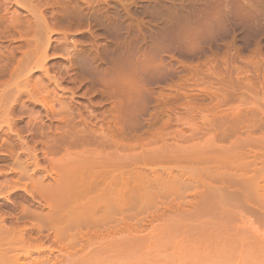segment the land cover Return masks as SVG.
<instances>
[{"label":"bare ground","instance_id":"1","mask_svg":"<svg viewBox=\"0 0 264 264\" xmlns=\"http://www.w3.org/2000/svg\"><path fill=\"white\" fill-rule=\"evenodd\" d=\"M30 1H16L21 5V7L24 6V8L27 10V12L24 11L23 13L24 17L22 16L21 11L18 10L20 5H18V8H15L21 13V15L14 8L12 9V21H10L12 25L11 27H13V30L16 31L15 34L17 33L18 36L22 40H24V43L22 42L24 44V47L21 49L19 46L21 52L19 53L18 58H13L12 53H10V56V51L5 53L3 49L0 50V117L2 116L0 118V129L3 132L5 131L8 136L10 133H13V135L11 134L10 136H15L17 138H14L15 141H13L14 139L10 140L11 142H9L8 140L7 142L3 140L5 144H3L2 142L1 143L2 146H5L3 152H5L6 155L4 156H10L13 153H16L18 156L15 162L16 164L12 163L14 166L16 165V167H10V169L12 168V170H14L17 168V171L19 172L18 178L20 182L23 181H21L20 178L29 179V182L31 179V185L32 183L33 185L30 187H35L37 192H39L40 198L42 199L40 200L42 202L44 201V203L39 206L47 205L48 207L47 209H45L46 211H48V214H46L44 211L42 214H40L39 217L35 216L37 215L36 213L32 215V212V214L30 215L32 217L35 216L36 218H38L37 221L35 220L36 223L41 222H39V218L41 216H43V218L46 217L44 218V220H49H46L48 223L45 221L47 224L44 223V220H42L44 224H37L38 226L36 224H33L34 226L36 225L39 228V232H36V230H34L37 234H39L38 236H36V234H32L34 237L32 236L31 239H35L31 240L29 237L31 236V233H33V227H29L30 225L23 226V224H25L27 221L21 224L22 227L17 226L19 228L17 229L12 217L10 216V213L8 215V211L6 213L1 212L0 264L111 263L110 261H108L109 259L107 261L105 260L106 255H109L111 253H109L111 249H115V252L118 251L117 253L119 257H121L120 254H128V256H126L129 257L131 253H134V255L131 254V257H135V252L137 253V250L140 249L141 251V249H145L143 248V245H146V248L148 249V247L151 246L152 243V246H155V243L159 242H162L163 244H167V242H173L172 238L176 236V233L182 231L183 235V230H185L186 232L188 231L189 233L192 232L191 236L195 235L198 240L206 244L210 243L211 245V242L214 239H217L218 241V229L220 230L223 221L222 217L220 218L219 216H217L218 210L215 209L216 205L219 203V201H221L220 199H224V201L228 200L229 203L232 202V204L229 205L235 207V203L233 202L235 201V191L226 189L223 190V187L218 185L221 183L220 180L224 179L225 183L227 179L229 186L233 187L229 189H234V186L239 184V182L243 180V182H241L238 186H240L241 190L244 192V194H246L251 203H255L254 198H256V195L258 194H260L262 196L261 198L264 200V157L261 158V160L260 157L258 158V155H256L255 153L253 154L254 156H257L259 160H261L259 161L261 165L260 167L259 165L257 167V163H255L256 157L255 159H253L255 160L254 162L247 161L246 163H244V168L247 169V172L249 170L251 172L252 170L253 173H251L252 175L249 176L246 175L247 177L244 175L246 177L245 180L243 179V176L242 178H240L241 180H235V171L233 169H231V174L229 173V175H227L225 173L227 175L226 177L223 176L224 173L222 175L223 169H220L221 160L224 154L228 155V158L229 156H232V151L235 150L234 148L236 146L234 138H231V140L233 139V141L229 139L232 143H229L230 146L229 144H226L228 148H226V145H224L226 143V139L230 138L231 134L235 133V118H229L228 120H219L216 119L217 116H215L216 120L212 118L214 121L211 120V124L209 122V124L211 125L210 127L217 130V133L220 134H217L220 137L219 139H224L227 134L231 133L230 136L224 139L225 141L221 140V142H225L223 144V149L220 148L222 147L223 142L221 143V146L217 145L219 142H214L217 143H213L214 145L204 144V141H202L203 145L199 143L200 141L198 142L200 145H198V143L196 142H189V140L193 141V138L197 137V134L195 136V134L192 133L195 137H193V135L190 136L191 134L188 136L186 131L182 130L181 127H173L172 120L176 116L172 117L173 115L171 114V112L173 111V109H171L170 106L164 107L165 119L162 126L158 125L160 119L157 117L158 115H156L158 107H154L153 109L149 108V106L151 107V105L149 104H151L152 100L154 99L153 102L156 101L155 98L152 97L154 94H152V91H150L152 88L150 87V89L149 86L157 83L159 80V64L157 62L158 58L156 57L157 48L154 43L156 40H153V37H150V42H147L148 44L146 47L144 46V49L140 48L141 50L137 48L135 44L133 45V43L132 46L128 45V47L121 46L120 43H117V39L120 35V21L122 16L119 14L120 16L114 17L112 21L106 22L108 13H105V15L102 16L105 18L100 17L101 13L97 14L98 9H106V7L108 6L109 3H107L106 0H63L60 2L61 4L63 2L62 9L57 7V5V8L55 7V3L60 4V0H56V2L54 3V0H35V4H32V2ZM99 3H104V6H100ZM119 3L122 4L121 2ZM116 7H121L123 11L128 10V8L126 9L123 4ZM28 11L31 13L30 15H32H29V17H31V20L28 19V16H25V12L29 14ZM147 14H150V12ZM2 17L0 18L2 19ZM0 24H3L1 23V20ZM3 27L5 28V26ZM8 29L9 28H7V30ZM10 32L13 33V31ZM188 32L185 31L186 34ZM20 33H22L23 35H21ZM53 33L57 34V36H54ZM1 36L2 35H0V37ZM109 42H113L112 44H115V46L109 48ZM105 44L107 47L109 45V47L106 48ZM118 44L123 48H121ZM133 46H135V48ZM103 48H106V51H104L105 49L103 50ZM94 62H99V64L101 63L102 65H104L105 67L102 66L104 70L100 67L99 64L97 65V63L95 66ZM98 68L101 69L98 70ZM169 72L171 73L170 70ZM164 73L170 74L165 71ZM113 89H115V91ZM37 108L38 110H36ZM34 109L36 110V115L35 113H33ZM31 113H33L35 116L33 117ZM14 114L19 115L16 116L19 118L14 117ZM26 114H30L33 120L30 121L31 117H29V119L27 118V123L24 122V126L17 128V120L21 121L23 116H25ZM240 114L242 113L240 112ZM189 116L190 115L188 113L184 115L182 113L179 118L176 117V119H180L176 120V122L180 121L181 123H187L191 120L190 118L192 117L190 116L189 118ZM224 116L227 115L224 114ZM242 117L243 116H241V119ZM208 119L210 120V117ZM241 119L239 120L241 121ZM243 119L246 120V118ZM205 120L207 121V119ZM245 120L243 121L245 122ZM250 120L251 119H249V122H251ZM255 120L256 122L259 121V119L257 120L255 118L249 125H245L244 123H242V125H245L247 127L250 125L256 126V124H260V121H262L260 120L255 124ZM209 124L208 126L205 125L208 128L206 127L204 129L203 127V130H200L203 132L202 134H205L204 132L208 131L207 129H209ZM3 125L5 126L3 127ZM261 128L263 127L261 126ZM230 129L233 130L231 131ZM256 130L258 131V129ZM23 132H26V136L25 134L23 135ZM246 133H248V131ZM237 134L238 133H236L235 135ZM246 135H249V133ZM10 136L8 137L9 139L11 138ZM239 136L237 137V139L240 138ZM241 136H243V133L241 134ZM27 137L32 140L31 144L33 143L36 145L29 144L30 140L28 141ZM213 137L215 138V136ZM2 138H4V136ZM249 139H251V135L248 140ZM178 140L179 142H181L178 143ZM239 142L237 143V145L243 143ZM261 142L254 141V146H257V149L259 146V150H261L259 152L264 155V146L262 147L261 144L263 143ZM249 143L245 141L243 147L245 145L247 146ZM38 144L39 148L37 147ZM245 147L242 149L244 150ZM39 152L42 154V156H44V158L42 157V159H44V161L46 160L51 166L50 168L53 170L54 175H56L55 178L53 177L54 175L52 176V172L49 170L48 165L47 167L45 165L40 166L43 163L41 164L39 162L41 161V158H39ZM236 152H239V150H237ZM21 156L23 157V160L20 159ZM239 156L240 155H235L234 158H240ZM254 156H252V158H254ZM259 156L262 157V155L260 154ZM18 159L19 161L17 162ZM234 163L232 164L231 162V165L235 168ZM226 168L227 166L225 167V169ZM5 171L4 175H7ZM39 171L44 173H41L43 177L52 176L51 179L53 181L47 185H44L43 180L39 179V175L38 180L35 179L36 172ZM0 172H3L2 168L0 169ZM5 179L6 181L3 179L4 181H1L0 183L1 195L3 192H5L7 195L10 188L11 190H13L14 187L15 189H17V183L15 184L16 179H14V184H11V182H13L12 177L11 179L8 178L9 180H11V182L7 180L6 177ZM235 182L237 184H235ZM224 183H221V185H224ZM227 184L225 186L226 188L229 187L227 186ZM26 185V183H23V185L18 186L24 189H26L27 187V191L31 193V191H29L30 187L28 189L29 183L28 186ZM35 188L34 191L36 192ZM37 192L35 194H37ZM31 194H33V190ZM196 195L197 199H195ZM34 196L33 199L35 200ZM187 196L193 197L189 200V197ZM186 197L187 199H185ZM7 198L5 200H7ZM17 201H15V204L13 202L14 206L16 205ZM182 202H185L184 204H186V207H183ZM19 203H17V205ZM37 203L39 204V202ZM219 204L218 206L220 207ZM9 205L12 204L10 203ZM172 205L177 207L175 209L178 210V213H176L175 211V217L169 216V220L164 221L162 227L155 228V232L153 233V230L152 235H147L146 240L145 237L143 238L139 236L140 233L139 235H137L138 233L135 234L133 232V230L136 229H134V226L137 225L133 224V230L131 232V229L128 228L127 224V227L124 225V223L128 221L127 219H131L133 217L134 220L137 219L139 222H142L143 219L145 220L144 217L147 216L146 219H148L147 214H149V216L151 217V213L153 215L155 214L153 212H156L159 209H165L166 207ZM4 207H6L5 204ZM133 208L135 209L134 211H137L136 209L140 210V214L137 212L138 218L134 217L136 213L134 216L132 215L133 211L132 214L129 213L130 215H127L126 211L128 210V212H130L129 210ZM143 209L148 210V212ZM39 211L37 212L39 213ZM141 211L147 212L146 216L145 213L143 214L144 217L139 216L142 215ZM17 214L15 216L17 217L16 219L23 216L20 214V216H17ZM11 215L14 218V215ZM44 215H48L50 218ZM158 216L160 217V215ZM24 218L26 217L24 216ZM24 218L23 220H25ZM133 218L132 221H134ZM31 219L33 218H30V220ZM6 220H8V222L11 221L14 224L13 228L15 230L9 226H7L9 228L4 226V222H6ZM106 221H108L109 225H107ZM110 221H114V225L112 222L111 226ZM132 221L129 222L132 223ZM261 223L263 224L261 225L264 226V222ZM45 224L46 226L50 224L49 227L47 226L48 231L43 230L46 227L44 226ZM80 225L87 226V229L84 228L85 230H87V232L85 233H89L91 230L90 228H93L91 231L93 238L92 235L90 237V233L88 236L92 239H94V235L98 237L97 234L102 237L101 233L102 235L106 233L107 236H110V232H113L112 230H110V228H113L115 231L117 230L121 233L123 231L124 236L121 235L123 237L122 238L118 234L119 239H117V237L113 238V233V236L111 235V238L114 239V241L111 240V242L109 241L108 243L104 244L106 240H102V243L104 245H102V243H99L100 245L96 243L98 245L96 247H99V249H97L96 251L93 249L95 247L93 246L95 242L92 243L91 241L88 243H91L90 245L86 244V242L90 241L87 237V234L85 240L88 239V241L83 243V246L86 245L89 247L88 253L82 250V252H85L86 254L84 253L82 255V252L79 254L78 251V255H76L77 253L71 250L72 252H74V254H70V251H68L67 254H65L66 252L64 253L65 255H58L57 252L59 249H57V252H54L53 248L56 246L58 247V245V248H60V245H62L61 243L64 242L63 240H67L64 243L68 242L67 244H69V247L70 242L71 247L72 245H74L75 247L80 241V239H77L79 237L81 238V240L84 238L85 234L81 230L84 226L80 229L79 232L75 231V227H79ZM51 226L52 229H50ZM116 226L119 227L116 228ZM127 228L130 229L128 234L129 237H127L125 234L128 231ZM141 229L144 230L145 228ZM49 230H53V233H51V231ZM125 230L127 231L125 232ZM101 231H104L105 233ZM247 233L249 234V232ZM261 233L263 236L264 232ZM106 234L104 236H106ZM107 236L106 238H108ZM252 236L253 234H251V236L244 235L242 236V238L239 237V239L245 238L244 240L248 242L249 238H253V243L256 244H254V247L263 249L264 239L255 240V237L257 238L258 236ZM15 237L16 239L18 238L19 241H17L20 242L18 243L20 245L19 249L21 248L17 251H15L18 248L17 241L15 242ZM246 237H248V240H246ZM26 238L29 241L31 240L32 243L36 242V244L38 243L37 241L40 240V242L38 243L39 245L37 246L41 247V250H39V248L31 250L28 248V244L27 247L22 246L23 241ZM43 238L44 240L50 239V241H53L54 238H59L60 241V238H62L63 240L62 242H60L58 241V239H54L55 244L56 242L60 243L55 245L53 242H51L53 243V245H55L53 246L51 244V246L53 247L51 248V246H48V243L50 241L46 246L45 243H41V240L43 241ZM12 239L15 243H12L14 244V246L9 245L11 244L9 242H13ZM185 239L187 238L185 237ZM28 240L26 242H29ZM25 241L24 244L26 243ZM204 243L200 242V247ZM42 244L46 248H44ZM183 245L184 244H182L181 246ZM63 246L65 247L63 248L65 251L66 249L68 250L66 245ZM83 246L80 249H84L86 247L84 246L83 248ZM163 246L161 245L160 247ZM176 246H178L179 248L180 245L176 244ZM200 247L199 249L202 248ZM207 247L206 249H208ZM10 248H13L14 251H11ZM150 248L152 247H149V250H151ZM153 248L155 250V247ZM157 248L159 247H156V249ZM42 249H44V251L47 249V252H44ZM60 250L62 251L61 248ZM128 250L130 252H128ZM61 251H59V254H63V252ZM145 251L147 255L148 251ZM153 253H155V251ZM143 256L142 258H140H145L146 263L148 258ZM116 257L118 258L117 255ZM110 259L111 261H113L111 257ZM198 259L200 260V257ZM101 260L104 262L101 263ZM118 261H120V259H118ZM136 261L137 259H135V261L133 262ZM156 262L158 261L156 260ZM156 262L152 263L156 264ZM143 263L144 261L139 263L136 262V264ZM149 263L151 262H147V264ZM169 263L172 264L173 262ZM157 264H159V262Z\"/></svg>","mask_w":264,"mask_h":264},{"label":"rangeland","instance_id":"2","mask_svg":"<svg viewBox=\"0 0 264 264\" xmlns=\"http://www.w3.org/2000/svg\"><path fill=\"white\" fill-rule=\"evenodd\" d=\"M13 1H15V2H13ZM16 1L18 2V0H10V1L9 0H0V5H1L0 6V17H2L3 15L5 16V17L3 16L2 19L0 18L1 23H3V24H0V35H2L1 37L3 38L2 39L0 37V45H1L0 50L3 49L5 53L10 51L9 54L12 53L13 58L14 57L18 58V55L21 52V49L24 47V44H23L24 40H22L18 36L17 33H16L17 35L15 34L16 31L13 30V27H11L12 25L10 23V21H12V18H11V16H12L11 14L13 11L12 9L14 8L16 10V8H18V5H20ZM28 1H30V0H28ZM51 1H53V0H51ZM61 1H63V0H60L59 3ZM2 2H4L5 4ZM30 2H32V4L33 3L35 4V0H32ZM54 2H56V0H54L53 3ZM73 2H71V3H73ZM106 2L109 3L108 6L106 7V9H100V10L98 9V11H97L98 13L97 12L96 13L97 14L101 13V16L99 15L101 18H105L102 16H104L105 13H108L106 22L112 21L113 18L116 16L117 17L120 15L122 16L121 21H120L121 22V29L119 31L120 35L117 39V43H120L121 46H126V47H128V45L132 46V43H133V45L135 44V46L137 48H139V49L143 48L144 49L147 46V44L150 42L152 37H153V40L154 39L156 40L154 43H155V46L157 48V51H156L157 56L156 57L158 58L157 62L159 64V66H158V68H159L158 69L159 80L157 83L149 86V88L150 87L152 88V89L150 88L151 89L150 91H152V94H154L152 97L155 98V100H156L154 102H153L154 99L152 100L151 104H149V105H151L152 108L150 106H149V108L153 109L154 107L155 108L158 107L157 111H156V115H158L157 117L160 118L158 125L159 126L163 125V122L165 119L164 107L170 106L171 109H173V111L171 112V114L173 115L172 117L176 116L177 118H179L182 115V113H183V115L188 113L190 116H192L191 118L189 116V118L191 120L189 119L190 121L187 123H184V122L181 123L180 121L176 122V120H180V119H176V117L173 118V120H172L173 121L172 122L173 127L174 128H176V126H177V128L181 127L182 130L186 131L188 136L190 134H191L190 136H192L193 135L192 133H194L195 136L197 134V137H195L193 135V137H195V138H193V141L189 140V142L198 143L200 141L199 143L202 144L203 143L202 141H204V144H212V145L217 144L219 142L217 145L221 146V143L223 142V141L221 142V140L226 139V137L230 136L231 133L227 134V136L224 139H222V138L219 139L220 134L217 133V130L210 127L211 126L210 121L213 120L212 118H214V120H216V119L228 120L229 118H235V120H236L235 121L236 126L234 129L235 133L232 132L233 134H231V137L227 138L226 141L224 140L226 143L223 142L222 147L218 146L221 149H223V146L226 144H229V143L231 144L232 142H230V140H231V138H234L235 142H236L235 143L236 146L234 148L235 150L232 151L233 154H232V156H229V158L227 157L228 155L224 154L223 158L225 157L224 158L225 160L222 158L221 164H220V169L221 168L223 169V170L221 169L223 171V172L222 171L221 172H222V175L224 173L223 176H225V177L227 175H229V173L231 174V172H232L231 169H233L235 171V178H236L235 180H237V179L241 180L240 178H242V176H243V179L245 180L247 177L246 175H248V176L252 175L253 174L252 170H251V172H250V170L247 172V169L244 168V163H246L247 161H249V162L253 161L254 162L255 160H253V159H255V157H256L255 163H257V167H258V165L260 167L261 165H260L259 161H261L262 160L261 158L264 157V155L261 154V152H259V151H261V150H259V146H258V149H257V146H254L255 145L254 141H259V142L263 141V142H261V143H263L261 145H262V147L264 146V140H263L264 139L263 138V136H264V133H263L264 132V125H263L264 124V0H106ZM119 2H121L123 4V6H125L126 9L128 8V10H125L126 12L123 11L121 7H120L121 9L119 7H116V6L122 5ZM57 3H58V1H57ZM62 4H63V2H62ZM62 4L61 3L60 4L55 3V7L57 5V7L62 9L63 8ZM99 4H100V6L101 5L104 6V3L103 4L99 3ZM118 4H120V5H118ZM20 7H21V5L19 6L18 10L21 11L22 16L24 17L23 13H24V11L27 12V10L24 8V6H22L23 8L21 7L22 9ZM145 9H147V10H145ZM18 10H16V11H18ZM19 11H18V13L21 15V13ZM1 12H2V14H1ZM26 12H25V14H26L25 16L29 17V15L31 13L28 11L29 14H27ZM149 12H150V14H147ZM102 13H104V14H102ZM155 15H156V17H155ZM30 16H32V15H30ZM28 17H26V18H28ZM5 18H6V20H5ZM28 19L31 20V17H29ZM3 20H5L6 22ZM5 23H7V24H5ZM2 25L5 26V28ZM6 25L9 27H7ZM7 28H9L8 29L9 31L7 30ZM170 28H172V29H170ZM6 31L8 32V34ZM10 31H13L14 34L11 33ZM185 31L186 32L189 31V32L186 34ZM181 32H182V34H181ZM189 33H190V35H189ZM20 34L23 35L22 33H20ZM53 35L57 36V34H55V33H53ZM188 36H191V37H188ZM186 37H188V38H186ZM163 38H164V40H163ZM165 40L169 44H167L165 42ZM112 43L113 42H109L110 47L107 44L109 48H112L115 46V44L113 45ZM123 44H125V45H123ZM165 44H166V46H165ZM167 45H168V47H167ZM194 45H196V46H194ZM19 46L21 49L19 48ZM105 46H106V44H105ZM135 46H133V47L135 48ZM164 46H165V48H164ZM108 47L106 46V48H108ZM10 48H13V49H10ZM106 48H103V50L105 49L104 51H106ZM121 48H123V47H121ZM8 49H10V50H8ZM9 54H7V55H9ZM15 54L17 57L15 56ZM10 56H11V54H10ZM96 63H97V65L99 64V62H94L95 66H96ZM99 65L101 68H103L102 66H104L101 63ZM101 68H98V70ZM164 68H165V70H164ZM167 68H168V70H167ZM103 70H104V68H103ZM103 70H101V71H103ZM169 70L171 71V73L169 72ZM164 71L168 72L170 74H165ZM113 90L115 91V89H113ZM114 91H112V92H114ZM156 105H158V106H156ZM159 108H160V110H159ZM36 110H38V108ZM36 110L34 109L33 113H35ZM240 112L242 114H240ZM33 113H31V114L34 117L37 113H35V115ZM249 113H251V114H249ZM224 114L227 116H224ZM229 114H232V115H229ZM193 115L195 116V118ZM233 115H234V117H233ZM16 116H19V115L16 114L14 117H16ZM215 116H217L216 119H215ZM241 116H243L242 119H241ZM29 117H31V115L26 114L25 116H23L22 120L20 118L21 121L17 120V123H16V125H18L17 128L24 126L25 125L24 122H26L27 118L29 119ZM209 117H210V120L208 119ZM248 117H250V118H248ZM16 118H19V117H16ZM204 118L207 119V121L209 120L208 123ZM243 118H246V120ZM255 118L257 120L259 119V121L262 120V121H260L261 122L260 124L263 128H261L260 124L258 123L259 121L256 122V120H255V124L258 123V124H256V126H253V125H250L248 127L245 126L247 124L249 125L253 121V119H255ZM239 119H241V121ZM249 119H251L250 120L251 122H249ZM31 120H33L32 117H31L30 121ZM243 120H245V122ZM203 121H204V123H203ZM209 122H210V124H209ZM238 122H240V123H238ZM242 123H244L245 125H242ZM208 124H209V129H207L208 131H205L204 132L205 134H202L203 132L200 130L201 129L203 130V127L205 129L208 126ZM205 125H207V126H205ZM4 126L5 125H3V127ZM243 126H245V127H243ZM254 129L255 130L258 129V131L257 130L255 131ZM230 130L232 131L233 129H230ZM245 131L246 132L248 131L249 135H246L248 133H246ZM25 133L26 132H23V135ZM213 133H214V135H213ZM236 133H238L240 135L239 136L237 134L241 139L240 138L237 139L238 136L235 135ZM242 133H243V136H241ZM5 134H6L5 131L3 132L0 129V152H1L0 153V169L2 168V171H3L2 173L0 172V178H1L0 183H1V181H4V180L6 181L5 177L7 178V180L11 179V177H12L13 182H11V180H9V181L11 182V184H14V181H15L14 179H16L15 184L17 183L16 184L17 189H15V187H14V189L11 190V188H10L9 193L7 195L5 192H3L2 195L0 194V209L1 210L3 209L2 211L0 210V214H2L3 212L6 213L8 211L7 214L9 215V213H10V216L12 217L16 227L17 226L22 227L21 224L25 223L27 221L25 224H23V226L24 225H27V226L30 225L29 227H31V228L33 227V229H32L33 233H31V236L29 237L31 239V237L33 236L32 234H34V235L36 234V236H38L39 233L38 234L36 233L39 230V228L37 227L38 226L37 224L43 223L42 220H44V218H46V217L43 218V216H41L39 218V222L40 221L41 222L36 223V221L38 220V218H36V217H39L40 214H42L44 211L46 214H48V211L45 210L48 207H47V205L39 206V205H42V203H44V201L43 202L41 201L42 199L40 198L39 192H37L36 188L30 187L33 185V183L31 185V179L29 182V179L20 178L21 181L23 180L22 182H20V180L18 178L19 172L17 171V168L16 169L13 168L14 170H12V168L10 169V167H16V165L14 166L13 164H16L15 162H16V159L18 158V156L16 153H13L10 156H4V155H6V153L3 152L5 146L4 145L2 146V143L5 144V142L3 140H5L6 142H7V140L9 142H11L10 140H12L14 138L17 139V138L15 136L11 137L10 135L11 134L13 135V133H10L9 136L11 138L9 139L8 138L9 136L7 134L6 135ZM217 134H219V135H217ZM250 135H251L252 140L251 139L248 140V138H250ZM3 136H4V138H2ZM25 136H26V134H25ZM213 136H215V138ZM246 136H247V138H246ZM254 136H255V138H254ZM242 138H243V141H242ZM258 138H259V140H258ZM15 139L13 141H15ZM27 140L28 141L30 140L29 137H27ZM212 140H213V142H212ZM214 140H217V141H214ZM31 141L32 140H30L29 144H31ZM231 141H233V139ZM245 141L248 143L250 141H253V142H250L247 146L245 145L246 147L244 146L245 149L243 150L242 148H244L243 145H244ZM177 142L180 143L181 141L179 142V140H178ZM214 142H217V143H214ZM238 142L239 143L243 142V143L240 145L239 144L237 145ZM199 143H198V145H200ZM230 144H229V146H230ZM31 145H36V144L32 143ZM37 147L39 148V144L37 145ZM226 148H228L227 145H226ZM237 150H239V152H236ZM244 151H246L247 154ZM240 152H241V154H240ZM248 152L249 153L252 152L251 153L252 155L249 154ZM254 153L256 155H258V158L260 157L261 160H259L257 158V156H254L253 155ZM259 154L262 155V157L259 156ZM233 155L234 156L240 155L239 156L240 158H237V157L234 158ZM252 156H254V158H252ZM42 157L44 158V156H42V154L40 153L39 158H41L42 162L41 161H39V162L41 164L43 163L40 166L45 165L47 167V165H48L49 166L48 168L52 172V176H53L54 172L50 168L51 166L48 164V162L46 160L44 161V159H42ZM232 157H233V159H232ZM230 158H231V160H230ZM20 159L23 160V157L21 156ZM18 161H19V159L17 160V162ZM234 161H235V163H234ZM231 162H232V164L234 163L235 168H234V166L231 165ZM226 166H227V168L225 169ZM4 171L7 175H4ZM41 173L44 174L41 171L36 172L35 179L38 180V175H39V179L43 180L44 185H47L53 181L51 179L52 176L51 177L50 176L43 177ZM55 176L56 175H54L53 177L55 178ZM220 182L224 183V179L220 180ZM241 182H243V180H241ZM241 182H239V184ZM23 183L24 184L26 183L27 184L26 186H28V183H29L28 189L30 187L29 191H31V193H32V190H33V194H31L30 192L27 191V187H26V189H24V188L18 186V185H23ZM221 183L218 185L223 187V190L226 189V190L235 191V201H233L235 203V207H232L231 205H229V204H232V202L229 203L228 200L224 201V199L223 200L220 199L222 201V202L219 201V203H221V204L218 203L220 205V207L218 206V204L216 205L215 209L219 211V212L217 211V213H218L217 216H219L220 218L222 217V219H223L222 226H221V228L219 227L220 230L218 229V231H219L218 232L219 236L217 235L218 241H217V239H214L211 242V245H210V243L206 244V243L198 240L195 235L191 236L192 232L189 233L188 231L186 232L185 230H183V233H184L183 235H182V231L178 232L179 234L176 233V236L172 238L173 242H167V244H165V243L163 244L162 242H159V243H155L156 244L155 246H152L153 245V243H152V245L149 247H152V248L155 247V250H154V248L153 249L150 248L151 250H149V247L147 249L146 245H143V248H145V249H143V250L141 249L142 252L140 251V249L137 250V253L135 252L136 250L133 251V252H135V257H133V256L131 257L132 253L131 254L129 253L130 254L129 257H127L128 254H125V255L120 254L122 257V259H121V257H119V255L117 253L118 251L115 252V249L114 250L111 249L114 252L110 250L109 253L111 252L113 255L111 253L109 255L107 254L106 258L108 256L109 257L107 259L105 258L106 261L109 259L108 261H110L111 263L105 262L103 264H114V262L116 260L118 261V259H120V261H118L120 264L121 263L122 264H129V263L130 264H136V262L139 263V262H143V261L145 263L146 259L145 258H143L145 260L141 259L143 255H145L143 257L148 258L147 262H151L149 264H153L154 262H156V260L159 262V264H161V263L162 264H167V263L170 264L169 262H171V263L173 262L172 264H174V263L175 264H264V248L258 249L256 247H254L255 243H253V240H254L253 238H249V240H250L249 241L248 237H246L247 238L246 240H248V242L244 240L245 238L239 239V237L242 238V236H244V235L251 236V234H253V236L257 235L259 237V238L255 237V240L264 239L263 238L264 233H263V236L261 233V232H264V229H263L264 226H262L263 224L261 223V222H264V200L261 198L262 196L260 194L256 195V198H254L255 203H251L249 201V199L247 198L246 194H244V192L241 190L240 186H238L239 184H237L235 182V184H237V185L234 186V189H229V188H233V187L229 186L227 179H226V182L224 183V185L222 184L223 186L221 185ZM226 184L229 187L226 188L225 187ZM260 184H261V182H260ZM34 188H35L37 194H35L36 192L34 191ZM32 195L33 196L35 195L34 196L35 200L33 199ZM7 196H8V198H7ZM187 197H189V196H187ZM187 197L185 199H187ZM192 197L190 196L188 199L190 200V198H192ZM6 198H7V200H5ZM8 199H10L11 201ZM175 199H177V198H175ZM195 199H197V195L195 196ZM15 201H17V203H19V202L20 203L18 205L16 203V205L14 206L13 202L15 204ZM37 202H39V204ZM225 202H227V203H225ZM3 203L5 204L6 207H4ZM10 203L12 205H9ZM173 203H175V202H173ZM184 203L182 202V205H183V207H186L185 206L186 204H184ZM9 206H10V208H9ZM224 206H225V208H224ZM226 206L229 208H227ZM33 208L35 209V211ZM175 208H177V207L172 205V206L166 207L165 209L164 208L161 210L159 209L156 212H153L155 214L152 215V213H151V217L149 216V214H147L148 210L143 209V210H146L147 212L141 211L142 215H139V216L144 217L143 214L145 213V216H146V214L148 215V219H146L147 218V216H146V217H144L146 221L143 219L142 222H139L137 219L134 220L133 217L132 218L134 221H132V218L130 217L131 219H127L128 221H126L124 223V225L126 226V224H127L128 228H130L131 230L127 228L128 231L125 230V232L127 231V233H125V232L124 233L126 234L127 237H129L128 236L129 230L131 232L133 230V224H135L137 226H134V229L135 228L136 229L133 230V232L135 234L138 233L137 235H139V233H140L139 236H141L143 238L145 237V240H146V236L152 235L155 232V228L162 227L164 221H168L170 217H173V216L175 217V215H176L175 211H176V213H178V210H176ZM18 209H19V211H18ZM39 210H41V211H39ZM134 210H135L134 208L130 209L129 210L130 212H128V210H127L126 211L127 215L129 213L132 214V211H133L132 215L134 216L136 213V215L134 216L136 218L138 216L137 212L139 213L140 210H138V209H136L137 211H134ZM9 211H11V212L13 211V212L11 213ZM37 211H39V213ZM15 213L16 214L18 213L17 216H20V215H23V216H21V218L18 217V219H16L17 217H15L16 216ZM35 213L37 214V215H35L36 217L34 216L35 218L30 215V214L34 215ZM11 214H13V215L15 214L14 215L15 219L13 218V216ZM158 215H160V217ZM24 216L27 219L24 218ZM44 216H48V215H44ZM152 216H153V220H152ZM163 217H164V219H163ZM23 218L25 220H23ZM30 218H33L34 221H33V219H31L32 220L31 221ZM41 218H43V219H41ZM150 218H151V220H150ZM46 220H49V219H46ZM46 220H44V223L47 222ZM129 221H132V223ZM7 222H8V220H6V222H4L5 227H7V226H9L11 228L14 227V224L11 221L8 222L9 224ZM106 222H107V225H109L108 221H106ZM112 222L114 225L115 222L114 221H112ZM112 222L110 221L111 226H112ZM33 224H36L37 226L36 225L34 226ZM46 224L44 226H46ZM49 225H47V226L49 227ZM129 225L130 226L132 225L131 226L132 228ZM142 225H144V226H142ZM52 226L50 227V229H52ZM83 226H81L80 228L77 226V227H75L76 230L75 229L74 230L79 232ZM139 226H142V227H139ZM255 226H256V228H255ZM260 226L263 228H261ZM9 227H7V228H9ZM18 227H17V229H19ZM46 227H45V229H43V228L42 229L44 231L45 230L48 231L47 230L48 227L47 228ZM86 227L87 226H84L81 229L85 234V236L83 238L84 240H85V237L87 234H88L87 237L89 236V233H90V237H91V235H92L91 231L93 229V228H90L91 229L90 232L88 231L89 233H85V232H87V230L84 229ZM117 227H119V226H116V228ZM126 227H123V228H126ZM139 228L140 229L145 228V229L140 230ZM254 228H255V230H254ZM34 230H36V232ZM110 230L113 231V232H110V236L109 235L107 236V234L104 231H101V232H104L108 238H106V236H104L105 235L104 233H103L104 235H102V233H101V236L105 237V238H102L99 236V234H97L98 237L96 235H94L96 237V239H95V237H94V239H92L93 235H92V238L88 237V239L90 241H88V239H86L85 241L82 239L83 240L82 241L81 238L79 237L77 239V240L80 239L79 243L77 242L78 244L75 247H74V245H72V247H74V248L71 247V242H70V247H71L70 248L68 246L69 244H67L68 242L64 243L67 240H63L62 238H60L61 239V241H60L59 238H54V239H58V241H60V242H62V240L64 241L61 243L62 245H60V248L62 249V251L60 250V248H58L59 245H58V247L56 246L54 248L51 246V244L53 245V243H54V239H53V241L52 240L50 241V239L44 240V238H43V241L41 240V243L42 242H43V244L45 243V246H46L47 243L50 241L49 242L50 245L48 243V246H51V248L54 249L53 250L54 252H57V249H59L57 252L58 255H65V254H67L68 251H70L69 252L70 254H72V253L74 254V252H72L71 250L75 251L76 253L79 251L78 252L79 254L82 252V250L86 251L88 253L89 247L84 245V246H86L84 248V246H83V243H85L86 241H88V242H86L87 245H90L91 243L90 244H88V243L91 241H92V243L95 242L93 246L96 247V246L100 245L99 243H102V240L103 241L106 240V242H104V244L108 243L109 241L111 242V240L114 241V239L111 238V235L113 233H114L113 238L117 237V239H119V236H121V235L124 236L123 231L121 233V232H118L116 230L117 231L116 232L113 228L112 229L110 228ZM49 231H51V230H49ZM52 231H51V233H53ZM152 231H153V233H152ZM250 231H252V232H250ZM70 232H72V231H70ZM115 232L117 235L115 234ZM247 232H249V234ZM99 233H100V231H99ZM118 234H119V236H118ZM186 234H188V235H186ZM185 237L187 239H185ZM26 239H24V241ZM17 240H18V238L16 239V237H15V242ZM31 240L30 241L28 240L29 242L25 241L26 242L25 244H24V241L22 240L23 244H24L23 245L21 243L22 246L27 247V244H28V246H29L28 248L31 250H35L37 248H39V250H41V247L37 246V245H39L38 243L40 242V240L39 241L35 240L38 242L37 244H36V242L32 243ZM219 240H220V242H219ZM9 241H11V240H9ZM12 241L13 242H9V243H11V244H9L10 246L11 245L14 246V244H15L13 239H12ZM18 241H17L18 248L15 251H17L19 249V246H20L18 244L20 242H18ZM51 242H53V243H51ZM180 242L182 244H184L185 246L184 245L181 246L182 244ZM200 242L204 243L201 245V247L202 248L205 247V248L202 249L200 247ZM223 242L226 244H224ZM12 243H14V244H12ZM59 243L56 242V244H59ZM175 243L180 245L179 248H178V246H176ZM43 244H42V246H43ZM104 244L102 243V245H104ZM160 244L162 246L163 245L164 246L160 247L161 246ZM247 244H249V245H247ZM259 244H261V243H259ZM55 245H53V246H55ZM63 245H66L68 250L66 249V251H65L63 249V248H65ZM82 246L84 249H80V248H82ZM171 246H173L174 248ZM207 246H209V247H207ZM210 246H212V247H210ZM78 247H79V249H78ZM95 247L93 249L97 251V249H99V247L98 248L97 247L95 248ZM156 247H159L160 249L159 248L156 249ZM199 247L201 249H199ZM206 247L208 249H206ZM44 248H46V247H44ZM55 248H56V251H55ZM91 248H92V246H91ZM212 248H215V249L217 248L216 249L217 251L215 249H212ZM12 249L10 248L11 251H14V249L13 250ZM42 250L44 251V249H42ZM63 250H64V252H63ZM94 250H92V251H94ZM145 250L148 251V253H147L148 256L146 255ZM162 250L164 253L162 252ZM59 251L63 252V254L61 252H60L61 254H59ZM144 251H145V253H144ZM151 251H152V254H151ZM154 251H155V253H153ZM128 252H130V251L128 250ZM78 253L76 255H78ZM84 253L85 252H82V255ZM116 255L118 256V258L116 257ZM132 255H134V253ZM110 257L113 259V261H111ZM114 257H115V259H114ZM149 257H150V259H149ZM153 257H154V259H153ZM199 257H200V260L198 259ZM135 259H137V261L133 262V261H135ZM171 259H173V260H171ZM176 261H178V262H176ZM102 262H104V261L101 260V263ZM116 262H115V264H119L118 262L117 263ZM147 262L145 264H147ZM158 262H156V264Z\"/></svg>","mask_w":264,"mask_h":264}]
</instances>
